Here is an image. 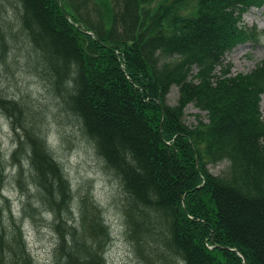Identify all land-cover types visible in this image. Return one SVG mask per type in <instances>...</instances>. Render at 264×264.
<instances>
[{
  "label": "trees",
  "instance_id": "obj_1",
  "mask_svg": "<svg viewBox=\"0 0 264 264\" xmlns=\"http://www.w3.org/2000/svg\"><path fill=\"white\" fill-rule=\"evenodd\" d=\"M24 3L56 52L79 63L75 109L136 199L150 204L149 188L159 195L171 244L187 264H264V59L238 74L226 62L238 45L258 40L243 16L264 0ZM173 86L179 98L170 105ZM190 103L207 121L185 123ZM117 143L145 175L124 165ZM35 162L52 167L39 150ZM219 162L226 169L212 173L208 165Z\"/></svg>",
  "mask_w": 264,
  "mask_h": 264
},
{
  "label": "clouds",
  "instance_id": "obj_2",
  "mask_svg": "<svg viewBox=\"0 0 264 264\" xmlns=\"http://www.w3.org/2000/svg\"><path fill=\"white\" fill-rule=\"evenodd\" d=\"M80 71L24 0H0V264H187L159 195L136 199L75 109ZM116 147L145 175L130 148ZM37 150L52 167L38 168Z\"/></svg>",
  "mask_w": 264,
  "mask_h": 264
},
{
  "label": "rangeland",
  "instance_id": "obj_3",
  "mask_svg": "<svg viewBox=\"0 0 264 264\" xmlns=\"http://www.w3.org/2000/svg\"><path fill=\"white\" fill-rule=\"evenodd\" d=\"M243 22L248 28L256 27L264 32V6L261 8H251L243 16ZM264 59V45H260L258 40H251L240 44L226 54V62L231 64L233 74L248 73ZM196 72V69H194ZM179 98L178 86H173L168 94L167 102L170 105L177 104ZM262 116L264 119V95L261 102ZM199 118L207 121V112L199 109L190 103L185 109L184 120L189 126L198 124ZM226 162L209 164L208 168L214 174H221L226 169Z\"/></svg>",
  "mask_w": 264,
  "mask_h": 264
},
{
  "label": "water",
  "instance_id": "obj_4",
  "mask_svg": "<svg viewBox=\"0 0 264 264\" xmlns=\"http://www.w3.org/2000/svg\"><path fill=\"white\" fill-rule=\"evenodd\" d=\"M60 5H61V8H62V10H63V12H64V15H65V17L69 20V21H71V17H70V15H69V13L67 12V10H66V8L64 7V5H63V3L62 2H60ZM72 22V21H71ZM73 23V22H72ZM75 24V23H74ZM85 33L86 34H88V35H91L92 37H94V38H96L100 43H103L97 36H96V34L95 33H93L92 31H85ZM227 249H229L228 247H226ZM234 250V249H233ZM235 251H237V250H235Z\"/></svg>",
  "mask_w": 264,
  "mask_h": 264
}]
</instances>
